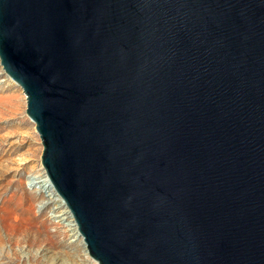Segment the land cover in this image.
Here are the masks:
<instances>
[{
  "label": "water",
  "instance_id": "95a60500",
  "mask_svg": "<svg viewBox=\"0 0 264 264\" xmlns=\"http://www.w3.org/2000/svg\"><path fill=\"white\" fill-rule=\"evenodd\" d=\"M0 64L99 264H264V0H0Z\"/></svg>",
  "mask_w": 264,
  "mask_h": 264
},
{
  "label": "rangeland",
  "instance_id": "374dc122",
  "mask_svg": "<svg viewBox=\"0 0 264 264\" xmlns=\"http://www.w3.org/2000/svg\"><path fill=\"white\" fill-rule=\"evenodd\" d=\"M26 108L22 89L0 64V264H99L54 221L53 202L30 185L45 170Z\"/></svg>",
  "mask_w": 264,
  "mask_h": 264
},
{
  "label": "bare ground",
  "instance_id": "6f19581e",
  "mask_svg": "<svg viewBox=\"0 0 264 264\" xmlns=\"http://www.w3.org/2000/svg\"><path fill=\"white\" fill-rule=\"evenodd\" d=\"M30 185L35 187L37 191H39L41 195L46 197L49 201L53 202V208L51 211L53 212L52 218L54 219V221L63 225L69 235H72L74 237V240L83 241L81 234L78 233V225L70 209L68 208L64 199L58 194L53 184L48 179L46 171L43 172L41 175L34 176L31 179ZM84 246L85 245L83 244V250H85V253L88 254L86 251V247Z\"/></svg>",
  "mask_w": 264,
  "mask_h": 264
}]
</instances>
